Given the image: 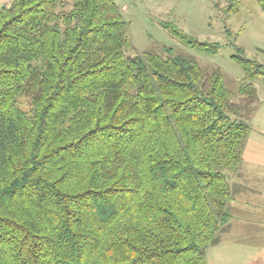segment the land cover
Returning <instances> with one entry per match:
<instances>
[{"label":"trees","instance_id":"1","mask_svg":"<svg viewBox=\"0 0 264 264\" xmlns=\"http://www.w3.org/2000/svg\"><path fill=\"white\" fill-rule=\"evenodd\" d=\"M132 47L115 0L1 8L0 264H207L220 243L260 71L240 57L239 103L220 67Z\"/></svg>","mask_w":264,"mask_h":264},{"label":"rangeland","instance_id":"2","mask_svg":"<svg viewBox=\"0 0 264 264\" xmlns=\"http://www.w3.org/2000/svg\"><path fill=\"white\" fill-rule=\"evenodd\" d=\"M133 43L129 52L163 47L186 51L208 70L220 67L234 100L245 103L239 92L244 80L240 57L252 60L260 73L254 80L260 101L248 119L251 132L240 168L227 172L231 184V217L220 243L207 249V264H264V0H115ZM12 0H0V10ZM173 23L201 41L219 44L215 55L184 46L164 27ZM239 58H238V57ZM31 109L30 96L20 97Z\"/></svg>","mask_w":264,"mask_h":264}]
</instances>
